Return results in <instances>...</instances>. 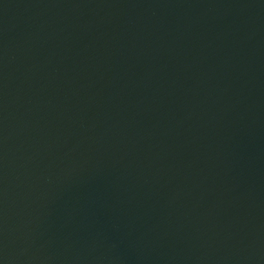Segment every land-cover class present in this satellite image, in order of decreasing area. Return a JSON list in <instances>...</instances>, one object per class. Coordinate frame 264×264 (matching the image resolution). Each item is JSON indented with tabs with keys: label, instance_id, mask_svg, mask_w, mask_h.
<instances>
[{
	"label": "water",
	"instance_id": "water-1",
	"mask_svg": "<svg viewBox=\"0 0 264 264\" xmlns=\"http://www.w3.org/2000/svg\"><path fill=\"white\" fill-rule=\"evenodd\" d=\"M0 264H264V0H0Z\"/></svg>",
	"mask_w": 264,
	"mask_h": 264
}]
</instances>
